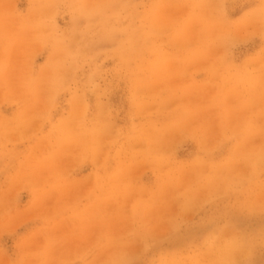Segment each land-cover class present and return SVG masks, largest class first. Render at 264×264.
Wrapping results in <instances>:
<instances>
[{
	"label": "rangeland",
	"instance_id": "obj_1",
	"mask_svg": "<svg viewBox=\"0 0 264 264\" xmlns=\"http://www.w3.org/2000/svg\"><path fill=\"white\" fill-rule=\"evenodd\" d=\"M0 264H264V0H0Z\"/></svg>",
	"mask_w": 264,
	"mask_h": 264
}]
</instances>
